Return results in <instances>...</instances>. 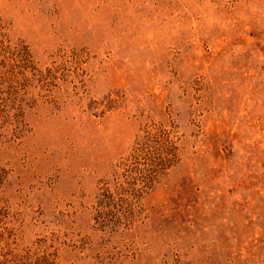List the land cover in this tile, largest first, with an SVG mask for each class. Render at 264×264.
<instances>
[{
	"label": "rangeland",
	"instance_id": "rangeland-1",
	"mask_svg": "<svg viewBox=\"0 0 264 264\" xmlns=\"http://www.w3.org/2000/svg\"><path fill=\"white\" fill-rule=\"evenodd\" d=\"M1 45L0 264H264V0H0ZM159 129L177 161L98 228Z\"/></svg>",
	"mask_w": 264,
	"mask_h": 264
},
{
	"label": "trees",
	"instance_id": "trees-1",
	"mask_svg": "<svg viewBox=\"0 0 264 264\" xmlns=\"http://www.w3.org/2000/svg\"><path fill=\"white\" fill-rule=\"evenodd\" d=\"M7 47L1 45L0 51ZM11 59L14 63L10 71L14 76L21 74L23 81L12 83L10 88L26 89L30 83L27 71H37L33 65L31 55L26 46H15ZM13 71V72H12ZM35 75V74H34ZM46 82V81H45ZM178 159L177 146L170 131L159 129L147 130L146 135L137 143L135 153L122 161L118 168L123 170L118 177H125L117 181L115 189L111 190L110 181H105L101 187L94 220L98 228L113 230L119 225L128 226L133 221L136 203L139 197L149 189L160 175L167 171ZM117 178V177H116ZM18 264H56L48 256L34 261H22Z\"/></svg>",
	"mask_w": 264,
	"mask_h": 264
}]
</instances>
